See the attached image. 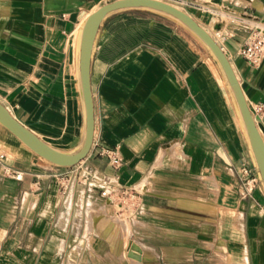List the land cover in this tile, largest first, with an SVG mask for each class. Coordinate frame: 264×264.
<instances>
[{"label":"crops","instance_id":"obj_1","mask_svg":"<svg viewBox=\"0 0 264 264\" xmlns=\"http://www.w3.org/2000/svg\"><path fill=\"white\" fill-rule=\"evenodd\" d=\"M97 1L0 0V101L56 147L83 133L77 50L89 6L111 0ZM164 1L215 38L248 106L264 103V53L257 65L238 53L264 0ZM90 84L93 141L73 166L0 125V264H264V191L241 194L238 166L255 167L205 49L159 13L117 11L99 27ZM256 122L264 137V113ZM107 180L139 192L135 216L99 195Z\"/></svg>","mask_w":264,"mask_h":264},{"label":"water","instance_id":"obj_2","mask_svg":"<svg viewBox=\"0 0 264 264\" xmlns=\"http://www.w3.org/2000/svg\"><path fill=\"white\" fill-rule=\"evenodd\" d=\"M125 9H144L159 13L185 29L210 55L229 91L236 115L247 139L255 172L264 191V137L251 112L232 65L215 38L190 14L164 0H111L101 4L84 18L77 50L76 82L83 115L80 141L69 148L53 146L17 120L0 101V125L29 150L51 164L70 167L88 154L93 141V98L90 84L91 59L99 27L111 14Z\"/></svg>","mask_w":264,"mask_h":264},{"label":"built area","instance_id":"obj_3","mask_svg":"<svg viewBox=\"0 0 264 264\" xmlns=\"http://www.w3.org/2000/svg\"><path fill=\"white\" fill-rule=\"evenodd\" d=\"M239 55L249 64L257 65L264 53V29L255 28L249 32L244 44L238 51ZM256 118L259 113H264V103L258 102L249 106ZM109 158L111 164L117 167L121 160L115 149H105L103 151ZM237 178L239 188L243 196L251 194L253 188L260 184L255 170L245 163H241L237 168ZM20 178V174H15ZM62 189L66 188V183L62 184ZM99 195L107 199L113 206L116 215L123 217H133L140 210L141 198L139 192L131 187L124 186L112 180H107L99 190Z\"/></svg>","mask_w":264,"mask_h":264},{"label":"rangeland","instance_id":"obj_4","mask_svg":"<svg viewBox=\"0 0 264 264\" xmlns=\"http://www.w3.org/2000/svg\"><path fill=\"white\" fill-rule=\"evenodd\" d=\"M104 0H99L97 1L98 4L102 3ZM95 6V5H94ZM249 26L252 28V29H255L256 27L257 28H261V29H264V13L259 15L255 20L249 22ZM261 186V185H260ZM262 188V186H261Z\"/></svg>","mask_w":264,"mask_h":264},{"label":"bare ground","instance_id":"obj_5","mask_svg":"<svg viewBox=\"0 0 264 264\" xmlns=\"http://www.w3.org/2000/svg\"><path fill=\"white\" fill-rule=\"evenodd\" d=\"M94 5H90L89 6V11H88L89 13L92 12V11H94L97 7H99V6H97V4H94Z\"/></svg>","mask_w":264,"mask_h":264}]
</instances>
